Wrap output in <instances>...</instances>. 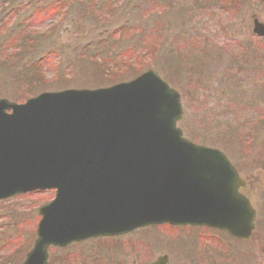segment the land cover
<instances>
[{"label":"rangeland","instance_id":"rangeland-1","mask_svg":"<svg viewBox=\"0 0 264 264\" xmlns=\"http://www.w3.org/2000/svg\"><path fill=\"white\" fill-rule=\"evenodd\" d=\"M253 18L264 22V0H0V97L104 87L152 69L181 95L177 126L183 135L227 154L244 183L240 191L256 211L248 240L190 227L149 228L51 251L52 264L88 257L95 249L87 244L97 249L115 244L114 264H149L161 254L169 264H264V39L252 34ZM25 41L32 49L17 48ZM190 57L201 63L188 67ZM125 60L132 66L107 67ZM52 196L28 194L0 203V223L6 234L20 235L13 234L10 244H20L21 252L26 247L24 254L39 220L37 209ZM9 212L16 219L5 220ZM15 221L20 224L10 228ZM117 244L130 245L122 249L136 254L128 251L125 257Z\"/></svg>","mask_w":264,"mask_h":264},{"label":"water","instance_id":"water-1","mask_svg":"<svg viewBox=\"0 0 264 264\" xmlns=\"http://www.w3.org/2000/svg\"><path fill=\"white\" fill-rule=\"evenodd\" d=\"M253 32L264 36V24ZM181 114L178 93L153 70L23 104L0 99V200L55 189L21 264H45L49 245L162 223L247 239L256 213L243 181L221 151L182 136Z\"/></svg>","mask_w":264,"mask_h":264},{"label":"trees","instance_id":"trees-1","mask_svg":"<svg viewBox=\"0 0 264 264\" xmlns=\"http://www.w3.org/2000/svg\"><path fill=\"white\" fill-rule=\"evenodd\" d=\"M122 35V34H120ZM16 47V44H14V48ZM20 47H25V48H31L32 49V43L30 41H25V43H23ZM18 56V55H16ZM49 62L46 61V63ZM100 65H104L102 60L100 62H98ZM132 66V64L128 63L127 60H125L122 65L118 64H113L110 63L109 66L107 65V67H110V69L113 70H120V69H125ZM100 71H103L105 74L108 73L107 68H98ZM130 71V70H129ZM41 90V89H40ZM39 91V90H38ZM31 95H28L27 97H29ZM25 97V98H27ZM22 98V99H25ZM19 199V198H17ZM16 199H11V200H7V201H2L0 203H7V202H13ZM5 220H12V219H16V216L14 215V212H9V215L4 218ZM20 224V222L15 221L12 222V224L9 226L10 228H12L15 224ZM6 230L4 229V225L2 223H0V264H19L22 256L24 255V252L26 251V247H24L23 252H21V245L20 244H10L11 240L10 238L13 237V234L16 235L17 237H19L20 235L16 232H13L12 234H6ZM62 264H70V259L69 257L64 258L62 260Z\"/></svg>","mask_w":264,"mask_h":264},{"label":"bare ground","instance_id":"bare-ground-1","mask_svg":"<svg viewBox=\"0 0 264 264\" xmlns=\"http://www.w3.org/2000/svg\"><path fill=\"white\" fill-rule=\"evenodd\" d=\"M101 4H102V3H101ZM101 4H100V5H101ZM100 5H99V6H100ZM60 92H62V91H56V92H52V93H60ZM24 103H25V102H24ZM22 104H23V103H22ZM181 115H182V114H181ZM181 118H182V117H180V119L178 120V122H180ZM244 135H245V136H248L247 134H244ZM241 142H242V141H241ZM197 145H198V144H197Z\"/></svg>","mask_w":264,"mask_h":264}]
</instances>
